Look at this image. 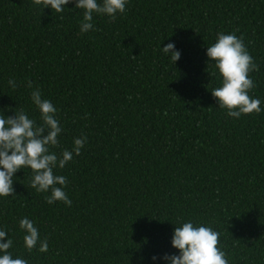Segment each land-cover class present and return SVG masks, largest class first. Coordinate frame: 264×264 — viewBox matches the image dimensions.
<instances>
[{
    "label": "trees",
    "instance_id": "trees-1",
    "mask_svg": "<svg viewBox=\"0 0 264 264\" xmlns=\"http://www.w3.org/2000/svg\"><path fill=\"white\" fill-rule=\"evenodd\" d=\"M81 19L77 9L0 0V109L38 121L31 82L58 109L61 148L82 134L88 141L57 173L70 207L47 204L27 169L15 174L13 196L0 200L14 255L29 264H151L176 251L177 222L192 220L220 233L228 264H264V111L226 116L205 54L217 32L242 37L257 66L249 94L264 109V0H130L115 20L94 17L86 34ZM167 43L181 53L174 65L159 51ZM21 217L36 223L47 253L24 249Z\"/></svg>",
    "mask_w": 264,
    "mask_h": 264
},
{
    "label": "clouds",
    "instance_id": "clouds-1",
    "mask_svg": "<svg viewBox=\"0 0 264 264\" xmlns=\"http://www.w3.org/2000/svg\"><path fill=\"white\" fill-rule=\"evenodd\" d=\"M130 0H33L35 7L50 9L62 14L66 9L80 10L79 33L86 34L94 30V17L106 16L115 20L126 12ZM72 4L69 9L67 5ZM161 45V44H160ZM159 51L174 65L181 56L174 43H167ZM207 69L210 77L219 82L212 88L211 96L215 98L218 108L226 116L239 119L242 115H259L264 109L262 101L250 96L255 87L250 73L257 66L244 45L243 38L234 33L217 32L214 43L206 47ZM7 84L11 90L18 87L14 77ZM30 90L31 106L39 113V120L31 117L23 109H0V200L13 196V184L17 172L27 169L30 172L29 187L37 194H45V202L52 205L62 202L70 207L65 188L67 178L57 174L59 170L80 156L87 144L83 134L73 138L70 148H61L60 137L64 131L58 117V109L49 99L44 98L39 87L33 88L26 82ZM12 111V116H6ZM171 235L173 254L165 253L150 257L151 264H228L225 252L218 247L220 233L211 226L197 224L192 220L178 221ZM18 231L22 234L23 247L27 252L34 249L41 254L48 252V241L41 238L36 223L28 217L18 221ZM14 240L9 232L0 227V264H29L21 256H15L12 249ZM139 264H144L140 257Z\"/></svg>",
    "mask_w": 264,
    "mask_h": 264
}]
</instances>
